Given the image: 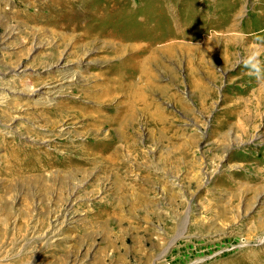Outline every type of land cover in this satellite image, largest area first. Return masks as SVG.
I'll list each match as a JSON object with an SVG mask.
<instances>
[{"label":"rangeland","instance_id":"obj_1","mask_svg":"<svg viewBox=\"0 0 264 264\" xmlns=\"http://www.w3.org/2000/svg\"><path fill=\"white\" fill-rule=\"evenodd\" d=\"M254 50L264 0H0V264H264Z\"/></svg>","mask_w":264,"mask_h":264},{"label":"bare ground","instance_id":"obj_2","mask_svg":"<svg viewBox=\"0 0 264 264\" xmlns=\"http://www.w3.org/2000/svg\"><path fill=\"white\" fill-rule=\"evenodd\" d=\"M262 22V21H261ZM260 23V22H259ZM65 79V78H64ZM67 80V79H66ZM68 81V80H67ZM129 94V93H128ZM133 95V94H132ZM131 95V96H132ZM45 96V94H44ZM125 96V95H124ZM129 100V99H128ZM45 102V101H44ZM127 102V101H125ZM136 102V99H134V101L131 103L127 102L125 104H120L121 108L120 110H117V113L114 114V116L111 117V119H106V120H98V121H94L93 122V129L95 131V136H99L102 132V130L105 127H115L116 129H118L119 131H122L123 129H125V127L128 125L129 122H131V120L129 121V119H133V114L134 111L132 110L134 104ZM46 104V103H45ZM61 116V115H60ZM128 120V121H127ZM130 126V125H129ZM130 128V127H129ZM128 129V128H127ZM126 129V130H127ZM115 130V129H114ZM129 131V130H128ZM117 132V131H116ZM103 133V132H102ZM108 133V132H107ZM130 134V133H129ZM108 135V134H107ZM105 136V135H104ZM119 137V136H118ZM122 137V136H121ZM95 138V137H94ZM106 139V138H105ZM122 139V138H121ZM120 139V140H121ZM125 139V138H123ZM98 140V139H97ZM100 140V139H99ZM114 140V139H113ZM119 140V142H120ZM117 141V140H116ZM103 142V141H102ZM121 143V142H120ZM99 146V145H98ZM116 147V146H115ZM107 149V148H106ZM99 151V150H98ZM103 152V151H102ZM114 154L116 155L117 148L114 149ZM101 153V152H100ZM113 154V153H112ZM111 157V156H110ZM116 159V158H115ZM110 164V163H109ZM119 164V163H118ZM109 166V165H108ZM106 168V167H105Z\"/></svg>","mask_w":264,"mask_h":264},{"label":"clouds","instance_id":"obj_3","mask_svg":"<svg viewBox=\"0 0 264 264\" xmlns=\"http://www.w3.org/2000/svg\"><path fill=\"white\" fill-rule=\"evenodd\" d=\"M243 63L249 69L250 75H254L258 81L264 83V68H261L258 50L252 51Z\"/></svg>","mask_w":264,"mask_h":264}]
</instances>
